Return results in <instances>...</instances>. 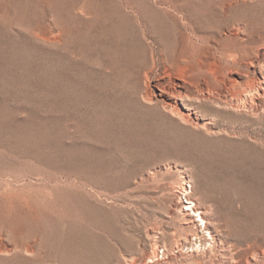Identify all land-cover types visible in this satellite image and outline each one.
Returning <instances> with one entry per match:
<instances>
[{
    "label": "rangeland",
    "instance_id": "1",
    "mask_svg": "<svg viewBox=\"0 0 264 264\" xmlns=\"http://www.w3.org/2000/svg\"><path fill=\"white\" fill-rule=\"evenodd\" d=\"M163 50L259 73L264 0H0V264H264V106L187 124Z\"/></svg>",
    "mask_w": 264,
    "mask_h": 264
},
{
    "label": "bare ground",
    "instance_id": "2",
    "mask_svg": "<svg viewBox=\"0 0 264 264\" xmlns=\"http://www.w3.org/2000/svg\"><path fill=\"white\" fill-rule=\"evenodd\" d=\"M151 52L152 61L150 68L145 73V83L148 84L151 82L150 74L158 66L157 63L162 57L165 71H163V76L156 82V93L147 86L145 93L148 96V100L152 101L154 97L157 98L164 109L171 115L180 118V120H184L187 124L196 125L195 127L198 128L200 123L198 113H201L203 107H205V103L215 104L217 108H226L229 106V108L239 109L238 111H241L240 109L246 111L251 110L253 113H256L255 115H258L261 109H263L264 66L261 65L263 62L261 64L260 62L257 64L251 60L248 63L245 62L246 66L258 68L260 71L259 73H253L251 75L245 69L244 65L240 63V59H233V63L224 67L222 70L227 74L226 76L235 75L236 77L227 79L224 76L225 74L219 76L220 71L218 72V68L216 69V66L213 64H209V68L207 67V70H204L205 62L197 57H195L196 62H194V58L184 52V50L179 52L174 51L173 53H167L163 50L161 58L158 57L159 54H157V51ZM165 53L172 56L171 59L174 60L176 66L174 69L166 65L167 56ZM246 57H249V55H246ZM204 125L202 127L206 126ZM186 184L184 182V185ZM184 185L182 191L189 197L188 200L190 201V195L193 194V191L186 193ZM182 200L183 198L179 199V202H182ZM189 204L191 207H188L190 208V212L186 213L187 216L194 214L204 216V211L194 201H190ZM202 221L205 220L202 218ZM193 222L191 221V223ZM156 249L158 250H155L153 253L158 257V245ZM157 257L154 258L156 259Z\"/></svg>",
    "mask_w": 264,
    "mask_h": 264
},
{
    "label": "built area",
    "instance_id": "3",
    "mask_svg": "<svg viewBox=\"0 0 264 264\" xmlns=\"http://www.w3.org/2000/svg\"><path fill=\"white\" fill-rule=\"evenodd\" d=\"M187 185H189V184L184 185V187L187 186ZM189 186H190V185H189ZM191 187H192V186H190V188H191ZM185 189H186V191H185L186 193L190 192V190H188V188L185 187ZM181 191H182V190H181ZM182 192H184V191H182ZM179 193H180V192H179ZM181 194H182L183 202H184L186 199L188 200L189 197H188L185 193H181ZM188 201H189V200H188ZM183 202H182V203H183ZM189 203H190V201H189ZM189 203H187V204L190 206ZM190 207H191V206H190ZM186 209H188V207H187ZM189 209H190V208H189Z\"/></svg>",
    "mask_w": 264,
    "mask_h": 264
}]
</instances>
